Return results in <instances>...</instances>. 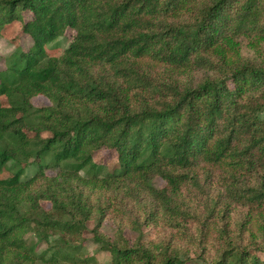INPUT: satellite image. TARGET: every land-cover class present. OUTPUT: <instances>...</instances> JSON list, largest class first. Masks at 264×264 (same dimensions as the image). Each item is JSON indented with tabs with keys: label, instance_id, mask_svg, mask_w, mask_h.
<instances>
[{
	"label": "trees",
	"instance_id": "obj_1",
	"mask_svg": "<svg viewBox=\"0 0 264 264\" xmlns=\"http://www.w3.org/2000/svg\"><path fill=\"white\" fill-rule=\"evenodd\" d=\"M16 25L33 46L0 71V264H99L73 240L93 224L112 264H186L181 245L207 233L204 264H264V216L257 231L230 220L264 206V62L224 49L264 39V0H0V37ZM112 211L115 240L101 232Z\"/></svg>",
	"mask_w": 264,
	"mask_h": 264
},
{
	"label": "rangeland",
	"instance_id": "obj_2",
	"mask_svg": "<svg viewBox=\"0 0 264 264\" xmlns=\"http://www.w3.org/2000/svg\"><path fill=\"white\" fill-rule=\"evenodd\" d=\"M75 36V31L68 30V32L63 37L48 47V51L50 52L49 54L53 57L59 56L62 51L70 46ZM32 46L33 40L28 35H21V30L18 25L14 26L9 31L7 30L5 36L0 37V71L6 69V60L15 54L19 47L22 51L28 53ZM224 49L227 54L235 60L247 58L253 59L258 63L264 62V39L245 38L233 40V42L226 45ZM195 75L197 81L204 80L206 76L204 73H196ZM32 103L37 108L51 106L50 101L44 96L34 97L32 99ZM110 155L112 156V154H110V152L107 150L101 151L96 155V162L99 164L102 163L101 165L105 166L109 170L114 165V163H111L113 161H109L108 164L103 163L110 159ZM35 161V159L31 160V165L27 169L24 179H29L36 175L38 167L34 163ZM45 174L49 177H56L60 174V169H46ZM9 177L10 173L6 172V170L3 169L2 172H0V179H7ZM154 184L158 189L164 188L166 186V182L160 178L156 179ZM43 207L46 210H49L51 205L50 203H43ZM113 215L114 211H112L109 217L104 221L101 228V232L110 240H115L117 238V226L115 219L112 217ZM133 215L137 217L135 213ZM261 216H264V206L253 210L249 208L234 207L232 209L230 220L234 225H237L238 223L251 219L253 220V222L250 224L251 229L257 231L261 226ZM93 227H95V224L92 225L91 229ZM91 229H84L81 234L80 232L74 233L73 240L77 241L78 238H81L79 244L84 245L86 249L84 254L95 257L99 264H112L111 254L100 249V247L94 241ZM145 230L146 232L148 231V234H150V238L152 239H167L170 237V235L165 230L157 229L152 225H149L148 230ZM124 236L126 240H128L130 246L135 244L138 237L137 234L129 228L125 230ZM25 239H27L29 242H37L33 233L26 234ZM201 240L208 242L206 247H202L199 243V240L195 242L194 245L189 246L187 243H183L181 245V258L186 262V264H204L205 262H210L214 257L215 251L213 249V244L211 243L212 235H210V233L203 234ZM240 242H242V240H240ZM45 249L46 245L44 243L39 245L40 251Z\"/></svg>",
	"mask_w": 264,
	"mask_h": 264
}]
</instances>
